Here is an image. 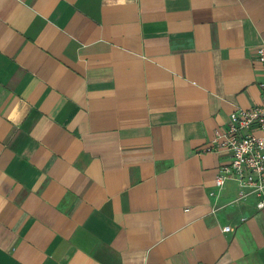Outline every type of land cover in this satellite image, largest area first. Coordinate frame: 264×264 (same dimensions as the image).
I'll return each instance as SVG.
<instances>
[{
    "label": "crops",
    "instance_id": "1",
    "mask_svg": "<svg viewBox=\"0 0 264 264\" xmlns=\"http://www.w3.org/2000/svg\"><path fill=\"white\" fill-rule=\"evenodd\" d=\"M260 46L264 0H0V264H264L206 151Z\"/></svg>",
    "mask_w": 264,
    "mask_h": 264
},
{
    "label": "built area",
    "instance_id": "2",
    "mask_svg": "<svg viewBox=\"0 0 264 264\" xmlns=\"http://www.w3.org/2000/svg\"><path fill=\"white\" fill-rule=\"evenodd\" d=\"M257 62L264 70V46L256 52ZM258 88L264 91V83ZM207 152L229 154L230 162L220 168L214 186L222 191L228 181L237 185L236 198L231 204L257 199V209H264V103L251 109H238L230 114L227 127L215 130ZM224 232H229L226 227Z\"/></svg>",
    "mask_w": 264,
    "mask_h": 264
}]
</instances>
